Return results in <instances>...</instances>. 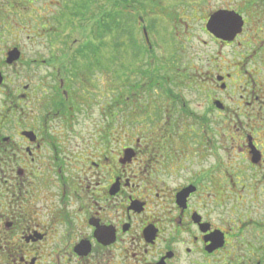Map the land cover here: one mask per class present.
Wrapping results in <instances>:
<instances>
[{"label": "flooded vegetation", "instance_id": "obj_1", "mask_svg": "<svg viewBox=\"0 0 264 264\" xmlns=\"http://www.w3.org/2000/svg\"><path fill=\"white\" fill-rule=\"evenodd\" d=\"M222 11L242 33L206 30L215 52L181 67L143 26L115 56L65 32L24 84L0 71V264H264V0ZM139 52L146 70L124 74Z\"/></svg>", "mask_w": 264, "mask_h": 264}, {"label": "rangeland", "instance_id": "obj_2", "mask_svg": "<svg viewBox=\"0 0 264 264\" xmlns=\"http://www.w3.org/2000/svg\"><path fill=\"white\" fill-rule=\"evenodd\" d=\"M126 3L132 5L133 10L137 8L139 12L132 13L134 14L132 16L124 11L119 22L115 19L117 0H0V71L7 78L4 87H16L24 84L26 78H32L34 69H30L28 63L38 54H48L45 52L46 48L40 47V43L48 39H60L65 32L73 33L72 40L102 39L106 54L114 56L111 51L115 43L123 40L141 42L142 27L145 26L150 40L155 45V57L158 59L161 57L160 66L162 63L165 64V58L167 62L172 58V62H177L181 67L187 62L188 57L190 59L194 56L198 60L204 52L207 54L215 52L216 48L206 31L209 18L207 13L211 14L215 9L222 7L227 0H123V7ZM235 3H239V0H235ZM84 7L100 11L91 13V16L88 14L84 16L85 18L75 15L76 9H81L82 13ZM94 14H97V17L93 16ZM69 22L74 24L75 31L65 30ZM56 28L58 30L55 33ZM92 44L94 43H89ZM14 47L19 48L24 56L22 61L8 66L5 63V56L7 51ZM180 49L184 52H180ZM80 50L85 48L82 46ZM132 59V62L123 61L124 74L131 66L132 69L137 68L143 73L150 62L140 52L139 56L137 54ZM116 64L115 60H112L111 64H106V70L101 75L97 74L98 77L115 79ZM132 69L130 72L136 73ZM140 79L141 76H136L135 81ZM5 93L0 91V104Z\"/></svg>", "mask_w": 264, "mask_h": 264}, {"label": "water", "instance_id": "obj_3", "mask_svg": "<svg viewBox=\"0 0 264 264\" xmlns=\"http://www.w3.org/2000/svg\"><path fill=\"white\" fill-rule=\"evenodd\" d=\"M244 21L235 12H216L209 17L206 30L218 39L231 42L242 33ZM21 58L18 49H13L7 54L6 64L9 66L17 63ZM4 77L0 73V86L3 85Z\"/></svg>", "mask_w": 264, "mask_h": 264}, {"label": "trees", "instance_id": "obj_4", "mask_svg": "<svg viewBox=\"0 0 264 264\" xmlns=\"http://www.w3.org/2000/svg\"><path fill=\"white\" fill-rule=\"evenodd\" d=\"M107 14L109 15V13H107ZM75 15H77V16L81 15V16H83V17H84V16H87V14L84 15L83 13H79V14H78V13H75ZM75 15H73V16H75ZM73 16H72V17H73ZM84 18H85V17H84ZM83 21H85V20H83ZM69 23H70V24H68L67 26H65V30L75 31V26H74V24H73L72 22H69ZM108 26H109V25H108ZM112 49H113V50L111 51V54L115 56V55H116V52H115V45L112 46ZM111 62H112V61H108L107 64H111ZM112 70H114L113 67H112ZM108 71H110L109 68H108ZM113 72H114V71H113Z\"/></svg>", "mask_w": 264, "mask_h": 264}]
</instances>
